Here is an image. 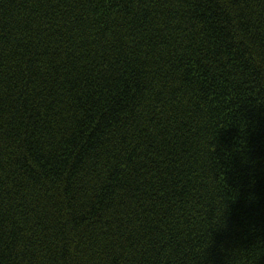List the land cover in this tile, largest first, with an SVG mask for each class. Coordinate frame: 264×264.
<instances>
[{"label":"trees","instance_id":"1","mask_svg":"<svg viewBox=\"0 0 264 264\" xmlns=\"http://www.w3.org/2000/svg\"><path fill=\"white\" fill-rule=\"evenodd\" d=\"M0 264H264V0H0Z\"/></svg>","mask_w":264,"mask_h":264}]
</instances>
